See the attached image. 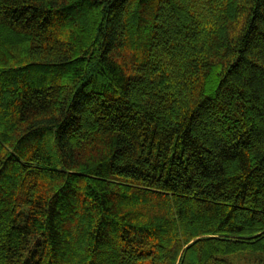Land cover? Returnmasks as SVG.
Returning a JSON list of instances; mask_svg holds the SVG:
<instances>
[{
	"label": "trees",
	"instance_id": "obj_1",
	"mask_svg": "<svg viewBox=\"0 0 264 264\" xmlns=\"http://www.w3.org/2000/svg\"><path fill=\"white\" fill-rule=\"evenodd\" d=\"M0 264H264V0H0Z\"/></svg>",
	"mask_w": 264,
	"mask_h": 264
}]
</instances>
